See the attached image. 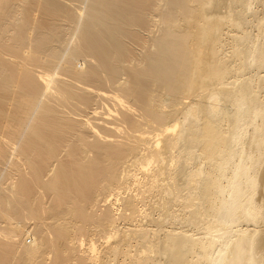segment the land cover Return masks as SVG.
Here are the masks:
<instances>
[{
  "label": "bare ground",
  "instance_id": "bare-ground-1",
  "mask_svg": "<svg viewBox=\"0 0 264 264\" xmlns=\"http://www.w3.org/2000/svg\"><path fill=\"white\" fill-rule=\"evenodd\" d=\"M0 264H264V0H0Z\"/></svg>",
  "mask_w": 264,
  "mask_h": 264
}]
</instances>
